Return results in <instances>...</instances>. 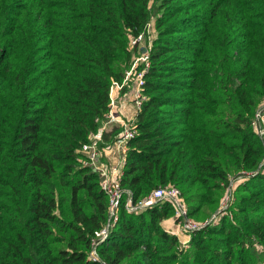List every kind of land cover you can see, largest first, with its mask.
Returning a JSON list of instances; mask_svg holds the SVG:
<instances>
[{
    "label": "trees",
    "instance_id": "obj_1",
    "mask_svg": "<svg viewBox=\"0 0 264 264\" xmlns=\"http://www.w3.org/2000/svg\"><path fill=\"white\" fill-rule=\"evenodd\" d=\"M151 1L0 0V264H100L88 255L108 198L79 163L81 147L106 121L109 88L133 64L130 39L146 35ZM153 1L163 13L120 185L134 202L175 185L192 216L215 211L243 175L229 210L243 223L222 215L180 249L162 226L172 205L128 213L124 193L97 253L105 264H257L264 147L251 119L264 102V0ZM54 177L69 188L67 219L56 214Z\"/></svg>",
    "mask_w": 264,
    "mask_h": 264
},
{
    "label": "built area",
    "instance_id": "obj_2",
    "mask_svg": "<svg viewBox=\"0 0 264 264\" xmlns=\"http://www.w3.org/2000/svg\"><path fill=\"white\" fill-rule=\"evenodd\" d=\"M149 26V25H148ZM145 35L143 33L137 35L130 39L131 45H141V41ZM136 59V61H135ZM150 67V51H144L138 58H134L133 64L129 69L125 71L124 78L121 82H112L109 88V110L106 114L105 125L110 122L120 123L123 127L121 134L122 139L119 141L121 149L123 151V158L117 164H108L106 162H100L101 151L98 147L99 133L96 132L92 135L89 143H85L81 147V152L87 156V160L96 169L101 177L100 187L102 191L107 195L108 198V221L104 228H102L99 233V241H94L92 249L89 252L88 259L93 262H99L100 264H105L97 253V245L103 242L109 232L111 227L115 224L118 219L119 209L122 206L123 194L126 197L123 201V208L128 213H140L150 206L160 203L163 201L169 202L175 211V226L180 232L191 233L200 228V224L194 222L190 219L188 214V205L181 195L179 188L175 185H165L159 186L152 189L148 195L140 200L134 202L132 200L131 193L122 189L121 187V177H122V167L124 164V158L126 154L127 147L124 143L131 139L135 134V125L130 122L134 120L126 121L116 113V101L114 98L115 91H122L128 84L130 85L129 95L137 107L140 108L142 102L145 100L144 93V76ZM103 123V124H104ZM251 127L257 133V135L264 140V102L258 106L255 113L251 119ZM105 129V128H104ZM98 133V134H97ZM226 194L221 198L220 205L217 208V213H224L230 202L231 188H226ZM215 213V215L217 214ZM213 215V217H215Z\"/></svg>",
    "mask_w": 264,
    "mask_h": 264
},
{
    "label": "rangeland",
    "instance_id": "obj_3",
    "mask_svg": "<svg viewBox=\"0 0 264 264\" xmlns=\"http://www.w3.org/2000/svg\"><path fill=\"white\" fill-rule=\"evenodd\" d=\"M151 6H152V14H151V22L148 26V29L146 30V35L143 37L142 41H141V45L140 46H136V50L134 52V55L136 58H138L144 51L146 50H149L151 51V49L153 48L154 44H155V41H156V38H157V34H158V30L157 28L155 27V19L158 17V16H161L162 13H163V10H157L155 4H154V1L152 0L151 1ZM129 48L132 49V45L130 43L129 45ZM136 61V59H135ZM129 69V67L127 68ZM126 69V70H127ZM130 88V87H129ZM128 88V90H129ZM127 90V88H126ZM127 90V91H128ZM126 91V92H127ZM133 121V120H132ZM132 123L133 125L134 122H130ZM108 124V123H107ZM117 125H111V126H105V132H107L106 134V140L104 139V135H103V131L102 133L100 134L99 133V141H98V147L101 151V157H100V162H104V158H105V155H104V148L107 146V145H110V144H113L115 141H120L122 138V134H121V131H122V126L120 125V123H116ZM115 127L117 129H115ZM97 133V134H98ZM128 141V140H127ZM127 141L124 143V145H126ZM89 143V142H88ZM262 143H263V147H264V140H262ZM83 154V157L79 158V163L82 164L83 166H88V168L90 169L91 172H96V169H94V167L92 165H90V163L88 162L87 160V156L81 152ZM264 156V155H263ZM261 164H264V157H263V160L260 162V165L258 168L261 167ZM72 174H69V175H66L65 177H63L64 179H73ZM238 175H241V174H237ZM64 176V175H63ZM98 179L96 180V183H101V177L100 175L98 174ZM246 176H243L241 175L238 176V179L236 181H230L229 185L225 186L227 189L228 187L231 188V194H230V202H229V205L227 206L226 210L224 213H217V208L215 211H211L213 208L212 207H204L200 212H197L196 214L190 216V219H192L194 222H197L200 224V228L207 222H209L210 224L213 223L214 225L216 223H218V221L220 220V218L222 217V215H225V216H228V221L226 222V224H228L231 220L233 223H235V225L237 224H241L243 223L242 220L238 219L236 216H234L233 213H231L229 210L232 208V206L234 205V199L235 197H238L239 194H234V190L236 188V185L239 183V180H242L243 178H245ZM53 182L55 183V195H56V199L57 200H60L59 203V208L56 209V214H60V216H64L65 219H67V211H68V200H67V192H68V186H60L59 185V181L56 177L53 178ZM233 190V191H232ZM238 193H240V191H238ZM226 194V192H222L221 194V198ZM221 201V200H220ZM233 204V205H232ZM189 205V204H188ZM220 205V203H219ZM211 211V212H210ZM215 213H217L215 215ZM213 215H215V217H213ZM174 218H175V211L174 209H172V211H169V215L167 217V219H165V221L162 222V226L164 228V230L166 232H168L169 234H172V235H175L176 238L178 239V247L180 249H184V250H187V249H191L190 245H191V237L193 235V233H195V231L191 232V233H185V232H180L178 229H177V226H175V221H174ZM108 221V220H107ZM227 229V225L225 227ZM54 230L56 231V233L61 236V237H64V238H68V232L67 231H62V230H59L58 226L54 225ZM64 246V243H58L55 245L56 248H59V247H63ZM251 252L253 251L257 257V264H264V245L260 242H255L251 245ZM181 252H180V256H181ZM190 264V263H189Z\"/></svg>",
    "mask_w": 264,
    "mask_h": 264
},
{
    "label": "crops",
    "instance_id": "obj_4",
    "mask_svg": "<svg viewBox=\"0 0 264 264\" xmlns=\"http://www.w3.org/2000/svg\"><path fill=\"white\" fill-rule=\"evenodd\" d=\"M130 85L128 84L123 91H115L114 92V98L116 101V108L115 111L116 113H118L120 115V117H122V119L129 121V120H134L135 116L137 114V107L134 105L130 95H129V90H130ZM129 90L127 91L126 90ZM127 91V92H126ZM111 126V125H117L115 122H110L108 124L105 125L101 124L98 132L101 134L102 131L104 130L105 126ZM104 162L108 163V164H117L119 163L122 158H123V151L121 149V146L119 144L118 141H115L113 144L107 145L104 148ZM165 221V220H163Z\"/></svg>",
    "mask_w": 264,
    "mask_h": 264
}]
</instances>
